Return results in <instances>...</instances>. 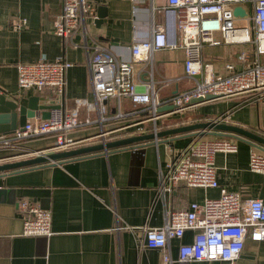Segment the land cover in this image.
I'll return each instance as SVG.
<instances>
[{"label":"crops","instance_id":"1","mask_svg":"<svg viewBox=\"0 0 264 264\" xmlns=\"http://www.w3.org/2000/svg\"><path fill=\"white\" fill-rule=\"evenodd\" d=\"M166 5L167 0L96 3L95 16L97 7L104 6V17L96 23L95 19L84 17L83 27L78 28L72 38H62L52 32L62 0H0V90L8 98H18L22 105L29 96H38L62 108L72 107L79 99L92 102L84 41L102 44L117 59L128 58L132 39H147L154 24L164 23ZM20 18L25 22L15 29L13 23ZM41 56L47 60L63 56L71 63L64 73V87L59 98L48 90H24L17 86L15 65L35 61ZM202 59L214 72H223L226 62L234 63V45L205 46ZM183 61L184 53L180 49L157 51L152 67L146 62L132 63L134 81L140 88V81H148L152 72L160 99L189 89L194 82L185 76ZM235 103V99L202 103L192 108L195 117L191 119H186L182 111L162 113L156 121L157 130L205 122L224 115V122L264 137V98L234 107ZM103 104L107 115L114 113L113 98L106 99ZM119 104L123 113L132 109L127 98H121ZM89 114L95 118L96 112L92 109ZM138 117V114L130 115L118 124L104 122L101 128L93 123L76 131L74 137H91L77 147L99 143L100 138H93L98 132L115 129ZM145 123L143 125L148 126ZM133 135H139L133 126L121 128L106 136L105 141ZM192 137L194 134L167 136L136 149L114 148L65 159L61 163L0 174V264H163L160 249L140 247L138 227L145 222L152 227L160 226L166 209H187L192 202L220 195L219 188L187 187L179 183L164 200L156 203L147 221L160 168L170 160L173 151ZM205 137L229 136L210 133ZM236 140L238 149L235 153H217L215 156L219 185L238 192L242 199L264 201V174L252 172L248 166L253 144ZM52 141V138H42L28 142L27 146L46 153ZM22 199L49 210L52 231L49 237L20 235L23 214L17 204ZM195 232L186 230L181 239L170 240L167 251L173 259L177 258L178 247L191 242ZM232 264H264V241L246 239L239 257Z\"/></svg>","mask_w":264,"mask_h":264},{"label":"built area","instance_id":"2","mask_svg":"<svg viewBox=\"0 0 264 264\" xmlns=\"http://www.w3.org/2000/svg\"><path fill=\"white\" fill-rule=\"evenodd\" d=\"M111 0H62L61 12L53 21L52 32L59 37L72 38L83 27V18L95 19L94 6ZM241 6L245 14L235 16L233 10ZM163 24H154L147 39H132L128 46V58L117 59L102 44L90 40L82 44L86 50L92 102L75 100L72 107L49 110L48 117L27 119L25 123L8 133H0V163L32 157L45 153L32 149L28 142L52 138L48 152L75 148L90 139L74 137L76 131L93 123L124 122L130 115L139 117L112 130H101L93 138L105 141L108 134L121 128L134 127L137 134L156 132L158 106L172 104L176 112L194 108L202 103L239 99L241 104L264 98V0H167ZM243 21L246 26H236ZM24 18L13 23L15 29ZM253 31V35L251 34ZM85 38V31H83ZM232 44L240 47L237 62H226L223 72H214L202 59L205 46ZM76 46L75 43H73ZM242 47V48H241ZM164 49H180L184 53L185 76L193 80L189 89L160 99L150 72L148 81H134L132 63L146 62L152 67L155 52ZM71 63L63 56L47 60L43 56L32 62L15 65L17 86L35 91L48 90L59 98L64 87V73ZM213 99L191 104L192 99ZM113 98L115 111L107 115L103 102ZM127 98L132 106L127 112L119 109V100ZM53 104V102L51 103ZM94 109L95 118L90 117ZM83 117L80 118V112ZM217 119H225L224 115ZM152 122L150 125H143ZM233 137H205L194 134L188 143L173 151L170 160L158 173V184L152 197L147 221L156 203L176 185L187 187L219 188L220 195L205 197L192 202L187 209L169 210L163 223L152 227L148 222L138 227L140 247L157 248L162 252L163 264H195L226 261L232 264L240 255L246 239L264 241V201L259 198L242 199L236 191L220 187L215 166L217 153L237 151ZM249 169L264 174V148L253 145L249 151ZM18 210L23 214L21 236H45L52 234L50 212L24 199L19 200ZM186 230H194L191 242L178 247L177 258L167 251L170 240L181 239Z\"/></svg>","mask_w":264,"mask_h":264},{"label":"water","instance_id":"3","mask_svg":"<svg viewBox=\"0 0 264 264\" xmlns=\"http://www.w3.org/2000/svg\"><path fill=\"white\" fill-rule=\"evenodd\" d=\"M96 10L97 14L94 20L95 23L104 17L105 8L104 6H98ZM233 13L235 16H243L245 11L241 6H236ZM213 98V95L208 94L205 98L192 99L190 103L193 104ZM55 107H57V105L51 104L38 96L27 97L25 105H22L19 103L18 98H8L5 96V93L0 90V133L13 131L16 127L22 126L29 118L39 116L41 119H45L48 117L49 110ZM176 109L177 106L175 105L164 104L157 107L156 115H160L168 111H175ZM210 133H218L235 139L245 140L257 147L264 148V137L245 128L228 124L222 119H212L205 122H195L174 128L157 130L156 132L133 135L115 140L101 141L96 144L71 148L68 150L51 151L43 154L40 153L24 159L3 162L0 163V174L43 164L61 163L65 159L93 152H108L114 148L128 147L136 149L142 144H148L149 142H154L155 140L167 136L177 137L184 134H198L200 136H205Z\"/></svg>","mask_w":264,"mask_h":264},{"label":"rangeland","instance_id":"4","mask_svg":"<svg viewBox=\"0 0 264 264\" xmlns=\"http://www.w3.org/2000/svg\"><path fill=\"white\" fill-rule=\"evenodd\" d=\"M235 25L236 26H246V24L243 21H235ZM251 34L253 35V31H251ZM239 52H240V47L234 45V62H237L238 61V53ZM235 100H236V103H235L234 107L236 105H240L241 104V101L239 99H235ZM192 110L193 109L190 108V109H187L185 111H182V112H184V116H185L186 119H191V118H194L195 117V113ZM145 124L150 125L149 123H145ZM109 135L110 134H108V136Z\"/></svg>","mask_w":264,"mask_h":264}]
</instances>
